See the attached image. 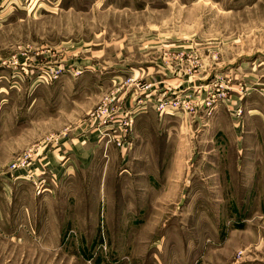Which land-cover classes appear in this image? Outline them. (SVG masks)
I'll return each mask as SVG.
<instances>
[{
  "label": "rangeland",
  "instance_id": "1",
  "mask_svg": "<svg viewBox=\"0 0 264 264\" xmlns=\"http://www.w3.org/2000/svg\"><path fill=\"white\" fill-rule=\"evenodd\" d=\"M0 264H264V0H0Z\"/></svg>",
  "mask_w": 264,
  "mask_h": 264
}]
</instances>
